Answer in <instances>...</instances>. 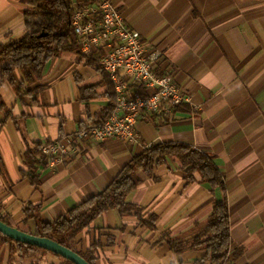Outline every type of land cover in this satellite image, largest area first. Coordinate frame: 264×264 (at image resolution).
Returning a JSON list of instances; mask_svg holds the SVG:
<instances>
[{"label":"crops","instance_id":"0c3cea01","mask_svg":"<svg viewBox=\"0 0 264 264\" xmlns=\"http://www.w3.org/2000/svg\"><path fill=\"white\" fill-rule=\"evenodd\" d=\"M111 1L148 48L162 53L156 71L171 72L189 100L171 113L151 112L138 122L141 144L77 141L64 164L38 165L37 187L24 174L26 150L102 122L114 104L107 74L87 63L97 52L91 57L65 52L48 62L38 82L45 87L40 104L30 98L22 104L4 82L0 94L9 110L0 102L2 215L34 233L35 220L24 222L27 207L41 206L42 218L53 223L105 190L146 148L187 144L213 155L225 178L229 264H264V0ZM28 2L0 0V44L26 34ZM223 199L221 190L190 182L180 161L167 158L128 196L138 212H106L77 237V249L85 252L98 244L95 264H195L205 251L178 254L169 242L187 243L199 235L215 201ZM151 217L154 229L145 224ZM32 255L36 262L63 264L52 253ZM29 257L15 263L26 264Z\"/></svg>","mask_w":264,"mask_h":264},{"label":"trees","instance_id":"16d2710c","mask_svg":"<svg viewBox=\"0 0 264 264\" xmlns=\"http://www.w3.org/2000/svg\"><path fill=\"white\" fill-rule=\"evenodd\" d=\"M86 4L96 0H84ZM74 0H29L28 8L23 12L26 34L9 44H0V86L8 82L22 104L30 98L33 103L40 104L45 87L38 84L42 80L48 62L65 52H77L81 55L77 42L72 16ZM88 65L99 66L97 59L88 60ZM17 74L20 79H17ZM108 87L115 101V87L108 75ZM1 107L9 110L0 94ZM114 104L107 109L108 114L102 120L106 121ZM43 144L36 143L25 152L24 164L28 171L24 172L34 186H39L37 167L41 164L39 157ZM167 158H176L182 165L190 182L207 183L213 192L217 189L224 194L222 201H215L208 224L203 231L187 243L170 241L169 245L176 253L182 254L187 250L205 251L203 258L195 264H224L232 247L231 216L228 203V191L225 178L215 163V157L198 149L181 143L157 144L146 148L134 157L132 162L123 169L109 186L98 194L88 198L53 223L42 218L41 206H29L25 209V223L34 219L36 230H22L41 238H50L78 253L89 264L96 263L98 244H93L87 251L77 249V237L89 229L93 223L110 210H117L121 215H130L137 207L128 202V196L151 177L154 169L166 162ZM0 204V219L3 223L13 226L9 217L2 215ZM138 212V211H137ZM149 228H155V217L147 223ZM19 229V228H18ZM113 244V242H109ZM50 252L36 246L16 242L0 234V264H16L18 257L23 261L32 253ZM53 254V253H52ZM55 255V254H54ZM63 264H74L61 256ZM35 264H43V260Z\"/></svg>","mask_w":264,"mask_h":264},{"label":"built area","instance_id":"2783aa9c","mask_svg":"<svg viewBox=\"0 0 264 264\" xmlns=\"http://www.w3.org/2000/svg\"><path fill=\"white\" fill-rule=\"evenodd\" d=\"M72 26L81 53L91 57L97 52L98 66L109 76L116 97L106 121L88 124L42 146L39 160L49 168L64 164L77 141L120 139L141 144L138 122L147 120L151 112L171 113L189 100L171 72L156 71L162 53L148 48L142 34L126 24L111 0L74 2ZM229 261L230 254L224 264Z\"/></svg>","mask_w":264,"mask_h":264},{"label":"water","instance_id":"95a60500","mask_svg":"<svg viewBox=\"0 0 264 264\" xmlns=\"http://www.w3.org/2000/svg\"><path fill=\"white\" fill-rule=\"evenodd\" d=\"M0 234L10 239L30 246H36L40 249L61 256L74 264H89L75 251L64 247L53 239L37 237L34 234L27 233L16 227L3 223L0 219Z\"/></svg>","mask_w":264,"mask_h":264},{"label":"rangeland","instance_id":"374dc122","mask_svg":"<svg viewBox=\"0 0 264 264\" xmlns=\"http://www.w3.org/2000/svg\"><path fill=\"white\" fill-rule=\"evenodd\" d=\"M37 257H35V255H32L28 258V260H26V264H30L32 263ZM37 260H35L36 262Z\"/></svg>","mask_w":264,"mask_h":264}]
</instances>
